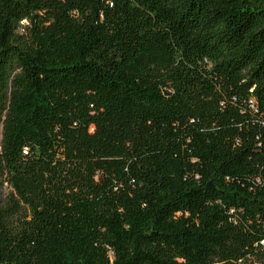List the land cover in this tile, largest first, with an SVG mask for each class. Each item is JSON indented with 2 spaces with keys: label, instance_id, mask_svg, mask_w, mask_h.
<instances>
[{
  "label": "trees",
  "instance_id": "1",
  "mask_svg": "<svg viewBox=\"0 0 264 264\" xmlns=\"http://www.w3.org/2000/svg\"><path fill=\"white\" fill-rule=\"evenodd\" d=\"M0 264H264V0H0Z\"/></svg>",
  "mask_w": 264,
  "mask_h": 264
}]
</instances>
